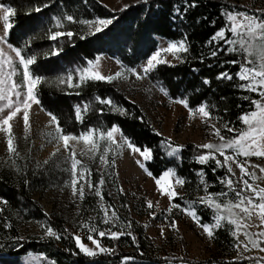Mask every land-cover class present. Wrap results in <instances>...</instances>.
I'll return each mask as SVG.
<instances>
[{
    "label": "snow or ice",
    "instance_id": "obj_1",
    "mask_svg": "<svg viewBox=\"0 0 264 264\" xmlns=\"http://www.w3.org/2000/svg\"><path fill=\"white\" fill-rule=\"evenodd\" d=\"M84 2L87 3V0ZM98 2L103 3V0H98ZM136 2L148 4L149 0H136ZM50 4L55 6L56 0L30 6L25 14L41 13ZM182 4L183 11H181L180 5H173V19L179 17L183 20L189 8L197 6V0H191L190 3L189 0H182ZM104 7L108 8V5L105 4ZM129 7L130 5L124 4L119 11ZM111 11L115 12L116 9H111ZM16 13L17 9L11 3L0 2V25H2L0 28V133L6 139L8 154L5 162L0 164V170L11 169L17 177V187L22 185L24 188H30L32 186L27 163L31 157L30 155L21 156L17 150L13 128L14 124H19L22 121L24 136L26 139L28 138L31 127L30 110L35 105L47 113L50 117L48 124L54 126L47 132L49 142H55V148L51 155L55 157L61 151L65 154L55 164L56 168L69 174V179L64 181V185L71 187L74 199L83 201L86 197V189L88 193L98 198L96 201L97 215L89 216L88 220L79 222V228L86 229L87 240L91 242L92 246L83 242L80 234L72 233L67 228L63 232L54 228L49 219L35 220L42 230L40 239L55 241H60L62 238L71 239L74 241V248L68 247L65 251L71 255H83L89 258L90 264H95V259L101 255H116L117 249L102 244L101 238L107 237L112 241H118L122 236H128L133 244L137 243V237L131 231V220L121 219L115 205L105 199L104 192V187L109 184L115 187L113 176L118 179V172H115L116 158L122 156L125 150H130V154H138L139 158L135 162L154 180L160 196L165 197L168 201L167 206L163 209V212L166 213L164 219L168 221V228L178 231L177 222L172 217L173 210H179L190 217L202 229L201 234L209 240L214 238L216 230L224 227L226 222L228 233L234 238L232 246L236 250V256L227 264H235V262L244 259L248 261V264H264V164L253 163L250 159L252 157L264 158V8H257L249 12L222 6L221 14L225 23L205 42L212 46L208 53L211 57H217L225 45L227 46L224 49L226 53L236 54L238 57L223 62L238 65V70L234 73L228 70L220 71L216 75V79L234 81L231 84L234 89L248 93L240 96V99L249 102L250 108L237 117L240 122L239 126L218 114L214 115L213 110L218 109L217 103L209 102L206 99L192 106L187 94L173 97L168 89L159 86L158 90L169 98L170 103H179L187 110L189 119L198 114L213 136L212 141L194 146L193 160L199 165L214 164L211 169L213 173L217 169H224V174L216 177L222 186L221 190L214 192L209 190L210 184L205 179L204 168H199L195 173L199 181L197 191L198 193L202 191L203 194H197L195 198H187L177 191V186L183 187L188 181L178 174L175 166L167 167L158 176L154 175L145 164V161L153 159L154 150L149 146L137 145L131 137L123 133L117 123H112L109 127L98 117L97 123L89 124L79 134H75L67 131L60 124L58 117L52 111L44 108L39 89L43 84L52 83V80L38 74L35 70L40 53L29 51L35 37L24 39L22 42L10 41ZM116 19L115 15L95 16L91 19L78 18L74 12L67 11L61 5L59 11L50 17L53 28L48 30L46 36L53 42H58L60 38L66 37L67 43L74 44V36L81 40L88 36H95L113 25ZM69 25L78 26L79 31L72 30ZM63 51V44L57 43L44 51L43 56L58 57ZM189 53L190 44L185 33L178 40L168 41L166 46L156 47L155 51L146 57V61L137 67H130L117 60L119 70L113 74L104 75L99 70L101 57L97 56L95 59L87 60L85 65L76 66L54 79L58 85H66L68 89L74 91L75 95L80 96L81 92L78 89L89 82L112 83L117 79L127 80L129 76L143 80L158 65L175 66L173 60L178 63L186 62ZM165 54H171L173 60L165 59ZM199 59L203 62L204 56L201 55ZM158 83L157 81L152 86L157 87ZM202 84L210 85L211 81L204 77ZM63 90L61 89V91ZM194 91L199 92L200 89L197 87ZM253 93L256 95H251ZM220 99L223 101L226 98L222 96ZM237 106L239 107V105ZM73 111L75 121L80 124H84L87 116L93 113H98L100 116L106 112L119 116L129 115L123 105L111 96L102 97L98 94L74 104ZM224 111L227 112L228 109L225 108ZM136 119L142 120L143 117L138 116ZM222 130H226L231 135H225ZM153 131L156 135H163L156 129ZM80 142L83 143V147L77 152V145ZM160 146L166 156L182 159L181 150L185 147L183 144H175L171 137H167L160 142ZM28 152L30 153L31 149ZM19 160H23L25 163L21 165L18 163ZM48 164L49 160H45L43 164L37 162L36 168L42 169ZM93 165H95V169H93ZM257 169L259 174H257ZM93 170L98 175V179L95 181L92 179ZM38 174L35 170L31 172L33 178ZM123 193L122 186L116 187V194L122 195ZM107 195H114L111 188ZM179 201H183V203ZM145 203L147 209L154 208L153 200L146 198ZM200 205L213 210L211 216L213 222H202L198 214ZM123 206L128 207L127 204ZM155 207H160L159 201L155 202ZM23 211H27V209H23ZM79 211L80 206L77 205V213ZM43 214L45 217H49V213L46 211ZM149 215L156 218L157 212L150 211ZM13 216L17 219L22 218L21 210L13 211L11 202L0 196V228L12 230L14 228ZM101 224L107 227L102 228ZM114 228L118 230H113ZM253 228L256 231H250ZM164 235V227L161 226L160 236ZM5 238L12 242L13 247L25 239L24 236L19 235L6 236ZM6 246L0 245V249ZM26 257L27 260L24 264H56V261L49 259L44 252H27ZM132 259L133 257L125 255L121 258L120 264H129ZM165 261L166 264H171L169 258H165Z\"/></svg>",
    "mask_w": 264,
    "mask_h": 264
},
{
    "label": "trees",
    "instance_id": "obj_2",
    "mask_svg": "<svg viewBox=\"0 0 264 264\" xmlns=\"http://www.w3.org/2000/svg\"><path fill=\"white\" fill-rule=\"evenodd\" d=\"M0 2L11 3L17 9L10 41L22 42L24 39L35 37L29 49L30 52L40 53L35 70L38 74L52 80V83L43 84L39 89L42 104L45 109L52 111L58 117L60 124L67 131L79 134L89 124L97 123L98 117L109 127L112 123H117L123 133L131 137L137 145L149 146L154 150L153 159L146 162V166L154 175L158 176L167 167H176L178 174L188 181L181 188V193L185 197L195 198L197 194H203L202 191L199 193L197 191L199 181L195 175L201 167L206 172L205 179L210 184L209 190L214 192L221 190L222 186L216 180V177L222 176L224 169H217L213 173L211 169L214 164L199 165L195 162L192 158L195 150L193 144L184 145L185 147L181 150L182 159L178 160L175 157L166 156L160 146V142L165 138L156 135L142 108L136 103H132L120 91L115 82H89L78 89L81 95L77 96L66 85H58L54 78L65 74L75 66L84 64L89 59H95L97 56H107L120 60L130 67H136L155 50L157 39L178 40L186 33L187 41L190 44V53L186 62L175 64V66L158 65L152 72L153 77L160 81L173 97L187 94L192 106L206 99L209 102L217 103L218 109L213 110L214 113L239 126L240 122L237 117L250 108L249 102L240 99V96L248 93L234 89L231 86L234 81L216 79V75L220 71L228 70L232 73L237 71L238 65L223 62L238 57L236 54L226 53L224 50L227 47L226 45L220 50L217 57H211L208 53L212 46L207 45L205 42L225 23L221 14L222 6L249 12L252 9L241 5L238 0H197V6L189 8L184 19L181 20L179 17L173 19V5H180L181 11H183L182 0H149L148 4L137 3L117 12L110 11L97 0H87V3L84 0H56L55 6L50 4L41 13L32 12L31 15L25 14L30 6L46 3L49 0H0ZM190 2L191 0H189ZM61 5L67 11L74 12L78 18L91 19L95 16L115 15L117 19L108 29L95 36H88L83 40L74 36V44L67 43L66 37L60 38L58 42H53L47 39L46 33L50 28H53L50 21L51 15L56 14ZM213 21L215 23H212ZM69 27L74 31H79V27L76 25H69ZM57 43L63 44L64 51L58 57H44V51ZM201 55L204 56L203 62L199 59ZM204 77L210 79V85L202 84V78ZM197 87L200 89L199 92L194 91ZM61 89L64 90L61 91ZM97 94L102 97L111 96L123 105L129 115L119 116L106 112L103 116H100L98 113H93L87 116L84 124L77 123L74 119L73 105ZM251 95L255 96L256 94ZM222 96L226 98L223 101L220 99ZM97 106L99 107V105ZM225 108L228 109L227 112L224 111ZM138 116L143 117V119H136ZM62 157L60 155L50 157L48 159L49 164L42 169H29V179L32 180L30 188H24L22 185L17 187V177L10 169L0 170V177H2L0 179V196L11 202L13 211L21 210L22 217L20 219L15 216L12 217L14 223L12 230L0 228V245H7L0 249L1 264H21V261L26 258L27 252H44L49 259L55 260L56 264H90L89 258L83 255H71L65 251L68 247L74 248V241L71 239L62 238L60 241L41 240L38 235L22 231L23 227L35 225V220L44 219H49L52 226L61 232L65 228L69 230L67 222L61 216L45 217L42 206L34 198L35 194L66 187L64 181L69 179V174L55 167V164ZM33 170L39 173L35 178L31 176ZM92 179L93 181L98 179L95 170H93ZM113 181L115 187L112 184L104 187L105 199L115 205L121 219L131 220V231L137 237V243L133 244L128 236H122L118 241L103 238L104 245L117 249L116 255H101L95 259V264H120L121 258L125 255L133 257L129 264H166L165 258H169L171 264H227L228 261L220 259L196 261L171 254L156 256L145 237V226L138 225L135 222V215H143L140 212L142 211L141 206H137L136 203L130 200L125 192L122 195L116 194V187L121 185L119 179L115 176H113ZM109 188L112 189L113 196L107 195ZM96 201L95 196L86 195L83 200V207L97 209ZM179 202L183 203V201ZM124 204H127L128 207H124ZM23 209H27V211H23ZM198 214L202 222L210 223L212 221L213 212L209 208L203 205L198 206ZM103 227L107 226L102 225ZM227 227L226 224L216 232L215 240L221 246L232 247L234 238L229 235ZM113 230L118 229L114 228ZM17 235L24 236L25 239L13 247L12 242L5 237ZM235 264H248V261L244 259L235 262Z\"/></svg>",
    "mask_w": 264,
    "mask_h": 264
},
{
    "label": "rangeland",
    "instance_id": "obj_3",
    "mask_svg": "<svg viewBox=\"0 0 264 264\" xmlns=\"http://www.w3.org/2000/svg\"><path fill=\"white\" fill-rule=\"evenodd\" d=\"M238 1L241 5L252 9V11L257 8H264V0ZM101 4H106L110 11L111 9H116L115 12H117L124 4L132 6L137 4V2L136 0H103ZM0 28H2V25H0ZM167 42L164 39H157L156 47L161 45L166 46ZM164 58L173 60L171 54H165ZM116 61V59L107 56L101 57L99 70L104 75L113 74L119 70V65H117ZM145 61L146 59L141 61L139 65ZM85 64L86 62L82 65ZM173 64H178V62L173 60ZM157 81L151 73L143 80H137L134 76H129L127 80L117 79L114 82L130 101H135L142 108L153 129L162 133L163 138L171 137L175 144L183 145H197L212 141L213 136L207 130V126L202 122L200 116L197 114L189 119L187 110L182 105L175 102L170 103L169 98L158 90L159 86H163L160 81H158L157 87L152 86ZM148 89L150 91H147ZM49 119L50 117L44 111H41L37 106L33 105V108L30 110L31 127L27 139L24 136L22 121L19 124H14L13 132L16 136L17 150L21 156L30 155L31 157L27 161L29 169L36 168L37 162L43 164L45 160L52 157L51 154L54 151L55 142H49L47 132L54 126L48 124ZM222 131L225 135L229 134L226 130ZM81 147H83L82 142L77 145V152H79ZM6 149V139L0 133V164H3L7 158L8 154ZM29 149H31L30 153L28 152ZM57 155L63 156L65 154L61 151ZM137 158H139L138 154L133 155L130 154V150H125L122 156L116 158L115 171L118 172L120 185L123 187L129 199L136 203L137 206H141L142 211L140 212L143 215H135V222L138 225L145 226V237L150 244L152 252L156 256L171 254L196 261H209L210 259L231 261L236 256V250L233 246L225 247L219 245L215 240V236L211 240L207 239L205 235L201 234L202 229L190 217L181 213L179 210H173L172 213V217L177 222L178 231L167 227L168 221L164 219L166 213L163 212V209L167 206L168 201L165 197L160 196L154 180L135 162ZM250 159L253 163L264 164V158L252 157ZM146 162L148 161H145V164ZM18 163L23 165L25 161L19 160ZM93 169H95V165H93ZM238 171L237 169V173ZM256 171L259 174V170L257 169ZM181 188L177 186V191L181 192ZM224 190L226 191L227 189ZM86 195L93 194L88 193L86 189ZM34 198L42 206L43 211L49 213L50 217L61 216L67 222L70 232L80 234L83 242L92 246L91 242L87 240L86 229L79 228V222L88 220L89 216H96L97 209L83 207V201L73 198L70 186L57 190H47L42 194H35ZM146 198L153 200L154 208L152 210L147 209L145 203ZM96 199L98 200L97 197ZM156 201L160 203L159 208L155 207ZM77 205L80 206L79 213H77ZM210 210L213 212L212 209ZM150 211H156L157 217L153 218L150 216ZM161 226L164 227V236H160ZM100 227H102V224ZM220 229L216 230V232ZM22 231L38 236L42 234V230L37 224L23 227ZM250 231H256V229L253 228ZM102 240L103 238H101V242ZM245 255L247 256V254ZM26 260L27 257L21 261V264H24Z\"/></svg>",
    "mask_w": 264,
    "mask_h": 264
}]
</instances>
